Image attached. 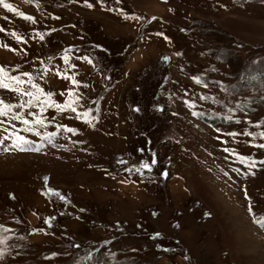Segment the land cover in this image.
<instances>
[{
    "label": "rangeland",
    "instance_id": "obj_1",
    "mask_svg": "<svg viewBox=\"0 0 264 264\" xmlns=\"http://www.w3.org/2000/svg\"><path fill=\"white\" fill-rule=\"evenodd\" d=\"M4 2L0 264H264V0Z\"/></svg>",
    "mask_w": 264,
    "mask_h": 264
},
{
    "label": "snow or ice",
    "instance_id": "obj_2",
    "mask_svg": "<svg viewBox=\"0 0 264 264\" xmlns=\"http://www.w3.org/2000/svg\"><path fill=\"white\" fill-rule=\"evenodd\" d=\"M29 2H31V0H29ZM0 5H2L5 9H8L9 11H13V12L16 11L15 9L12 8V5H11V4L5 3L4 0H0ZM21 15H22V14H21ZM24 19H26V20H32V17H30V16H25ZM57 19H58V17H57ZM153 19H155V18H153ZM33 22H34V21H33ZM2 31H4V29L0 28V32H2ZM12 35L15 36V33H12ZM37 35H39V38H40L41 40L44 39V36H43L42 34L37 33ZM158 35H159V34H158ZM17 39L19 40L20 38L17 37ZM85 59H87V58L85 57ZM88 62L90 63L91 61L89 60ZM2 71H3V69H0V72H2ZM25 75H27V74H25ZM14 79L17 80V81H19V78H18V77L14 78ZM197 82H198V81H197ZM73 83L75 84L76 82L73 81ZM0 86H2V87H7V85H3V84H0ZM33 86L36 87L35 85H33ZM28 95H31V93H28ZM28 103H29V105L31 106V101H28ZM49 106H50V107H57V110H58V111H63V108L60 107V106H58V105H49ZM64 107H69V108H71V105H65ZM71 111H75V108H71ZM4 114H5V113H4L3 111H0V115H4ZM89 115H90V114H89L88 112H84V113L80 114L77 118L80 119L81 116H82V117L84 118V120H85L86 123H90V121L88 120ZM17 118H18V117H15V116L13 117V119H17ZM93 119H94V117H93ZM23 123L28 124V121H27V120H24ZM36 123H37V124H40V125H43V121H42V120H37ZM26 130H28V129H26ZM66 131H69V132H72L73 134H75V131H76V130H75V129H72V128H68V129H66ZM230 135H235V133H230ZM7 139H8V137H4V138H3V140H7ZM218 139H219V138H218ZM3 140H0V143H3ZM17 140L21 141V143H19V144L14 143V144L12 145V147H16V148H18V149L21 150V151L25 150V149H24V145L28 144L29 141H27V140L24 139L23 137H19V136L17 137ZM225 143H226V142H225ZM259 147L264 148V144H261ZM4 150L7 151L8 149L5 148ZM36 150L38 151V149H36ZM141 151H143V150H141ZM224 151L227 152L228 149L225 148ZM241 161H242V162H245V161H246V158H241ZM120 162L123 163V161H120ZM156 163H157V160H156V158H155V154H153V158H152V160H151V165H155ZM261 163H264V161H262ZM250 166L254 167V166H255V162H252V164H251ZM140 167H141L142 169H147V170L151 171V167H150V165H149L148 163H143V162H142L141 165H140ZM126 171L131 172L132 169H126ZM136 171H139V169H137ZM237 171H238V170H237ZM225 174H227V173H225ZM162 175H167V174H166V173H162ZM45 180H47V178H45ZM56 195H59V194L57 193ZM60 199L63 200L64 197H63V196H60ZM82 211H83V210H82ZM249 211H251V208L249 209ZM45 222L47 223V221H45ZM257 222H259V223H261L262 225H264V220H258ZM156 235H159V233H157Z\"/></svg>",
    "mask_w": 264,
    "mask_h": 264
}]
</instances>
